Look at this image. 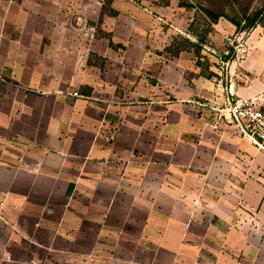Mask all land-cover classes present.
<instances>
[{
    "label": "crops",
    "instance_id": "crops-1",
    "mask_svg": "<svg viewBox=\"0 0 264 264\" xmlns=\"http://www.w3.org/2000/svg\"><path fill=\"white\" fill-rule=\"evenodd\" d=\"M103 1L0 0V264H264V152L224 111L262 101L264 51L216 66L187 9L174 66L119 57Z\"/></svg>",
    "mask_w": 264,
    "mask_h": 264
},
{
    "label": "rangeland",
    "instance_id": "rangeland-1",
    "mask_svg": "<svg viewBox=\"0 0 264 264\" xmlns=\"http://www.w3.org/2000/svg\"><path fill=\"white\" fill-rule=\"evenodd\" d=\"M115 0H104V13L113 17V10L110 5ZM119 1V43L112 44L114 50L119 52V57L124 55L128 47L125 42H121L123 37L135 34L138 48L152 53L156 66L164 67L171 64L174 66L178 61L174 56L183 48L190 49L189 39L186 38L185 26L181 19L184 10H190L194 15L191 27L194 36L202 37L204 51L215 52L217 59L216 66L226 68L228 66H243L255 64V53L264 51V0H118ZM126 4H132L139 8V14L133 24L122 21V18L129 16L131 11L126 9ZM150 7L148 12L144 8ZM128 7V5H127ZM129 8V7H128ZM205 10H211L221 17L215 23L210 24V19ZM259 14L258 23L250 28H236L230 21L234 19L246 25L245 15L252 17ZM72 28L77 33H91L93 37L108 36L111 33L109 28L102 25L103 20L96 18L88 19L85 23L78 24L72 20ZM210 36V37H209ZM93 38V39H94ZM208 38V39H207ZM214 38V39H213ZM92 39V40H93ZM214 40V41H213ZM141 46V47H139ZM207 56V55H205ZM204 56L203 66L209 65L208 59ZM193 57H195L193 55ZM95 62H100V58L95 57ZM152 60V61H154ZM197 62L200 59L197 58Z\"/></svg>",
    "mask_w": 264,
    "mask_h": 264
},
{
    "label": "built area",
    "instance_id": "built-area-1",
    "mask_svg": "<svg viewBox=\"0 0 264 264\" xmlns=\"http://www.w3.org/2000/svg\"><path fill=\"white\" fill-rule=\"evenodd\" d=\"M93 37V29L90 30ZM77 96V93H74ZM240 131L264 152V95L262 101L255 99L228 100L224 107Z\"/></svg>",
    "mask_w": 264,
    "mask_h": 264
},
{
    "label": "trees",
    "instance_id": "trees-1",
    "mask_svg": "<svg viewBox=\"0 0 264 264\" xmlns=\"http://www.w3.org/2000/svg\"><path fill=\"white\" fill-rule=\"evenodd\" d=\"M206 15L208 18L213 22L216 23L219 18L221 17L219 14L214 13L211 10H205ZM259 14H254L252 17L245 15L246 25L241 26V23L239 21H236L234 19H231L230 21L236 26V28H244V29H250L254 27L258 22Z\"/></svg>",
    "mask_w": 264,
    "mask_h": 264
}]
</instances>
